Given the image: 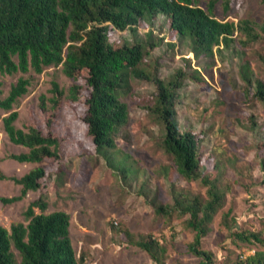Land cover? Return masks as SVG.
I'll return each mask as SVG.
<instances>
[{"label": "rangeland", "instance_id": "obj_1", "mask_svg": "<svg viewBox=\"0 0 264 264\" xmlns=\"http://www.w3.org/2000/svg\"><path fill=\"white\" fill-rule=\"evenodd\" d=\"M213 0H198L206 9ZM216 0L213 13L219 19H250L264 25V0ZM153 31L157 45L149 47L143 67L157 73L166 83L177 78L182 85L176 100V118L182 130H191L199 138L204 172L220 178L228 189L225 206L215 216L203 244L213 251L219 263H232L239 256L264 250V243L235 240V231L259 232L264 238V102L259 99V81L264 83V38L241 44L237 36L222 53L196 58L187 39L170 35L168 20L161 14L155 20H144L138 34L131 30H111V40L133 42ZM157 69V70H156ZM29 77V91L19 99L14 110L19 112L16 125H38L45 133L61 139V160L20 162L14 154L28 152L25 146L10 140L0 111V224L11 228L25 222V211L31 202L44 196L46 212L65 210L71 214V236L86 264H157L131 243L152 235L166 246L165 264H196L190 250L194 232L187 226L189 216L171 220L156 214L145 195L163 203L173 201L171 185L190 195L206 197L200 181H189L176 170L172 155L166 152L163 139L165 126L152 107L156 85L152 80L132 77L131 86L122 93L128 104L130 119L117 134L118 149L113 157L119 169L109 167L97 153L84 122L86 72L78 79L67 76L62 66L48 67L42 73L30 71L13 75L1 74L6 96L20 76ZM250 77L251 82L245 78ZM56 80L64 89L61 107L47 110L41 96H52ZM80 85L79 100L73 102L69 91ZM43 166L47 174L42 188L29 191L21 200L5 203L2 198L21 194L22 185L13 177H22ZM37 212L41 210L36 208Z\"/></svg>", "mask_w": 264, "mask_h": 264}, {"label": "trees", "instance_id": "obj_2", "mask_svg": "<svg viewBox=\"0 0 264 264\" xmlns=\"http://www.w3.org/2000/svg\"><path fill=\"white\" fill-rule=\"evenodd\" d=\"M198 0H0V73L13 75L18 72L42 73L48 67L62 66L64 73L78 79L86 72V85L90 88L86 98L87 111L84 122L98 154L107 160L109 167L120 169L113 157L118 149L117 134L130 119L129 107L122 100V93L131 86L132 77L152 80L156 85L155 103L152 107L165 126L163 145L172 155L176 170L189 181H200L206 187V197L190 195L171 185L172 199L163 203L156 197L145 195L159 216H189L187 226L194 232L189 245L197 257L196 264L219 263L215 253L203 244L211 224L225 206L228 189L220 184V178L204 172L201 145L191 130H182L176 118V100L181 87L180 71L177 78L165 82L157 73L144 67L148 48L158 43L152 30L133 42L126 39L111 40V30H131L138 34L144 20L153 21L163 15L169 23L170 35L187 39L196 58L222 53L241 34L245 45L264 38V25L250 19H219L213 13L216 0L206 9ZM226 1V9H229ZM157 70V69H156ZM245 78L251 82L250 77ZM252 83V82H251ZM0 77V111L9 112L3 123L10 140L25 146L28 152L14 154L20 162L61 160V139L45 133L38 125L18 127L19 112L15 104L28 93L29 77L20 76L5 96ZM52 96H41L44 110L61 107L65 94L60 83H52ZM258 97L264 102V83L259 81ZM80 85L73 84L68 97L76 102ZM47 174L39 166L22 177L12 179L22 185L21 194L2 198L11 203L23 199L29 191L42 188ZM6 178L0 174V180ZM49 207L44 196L30 203L25 211V222L13 223L11 228L0 224V264H86V257L79 255L71 236L72 218L65 210L46 212ZM36 208L41 211L37 212ZM132 244L138 246L157 264H165L167 248L152 235L134 240L126 232ZM235 240L247 243H264L259 232L235 231ZM230 264H264V250L239 256Z\"/></svg>", "mask_w": 264, "mask_h": 264}]
</instances>
